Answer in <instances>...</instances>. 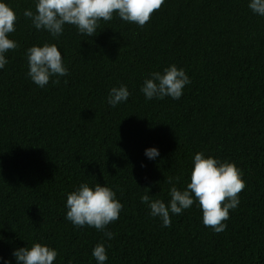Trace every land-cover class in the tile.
Returning <instances> with one entry per match:
<instances>
[{"label":"trees","instance_id":"trees-1","mask_svg":"<svg viewBox=\"0 0 264 264\" xmlns=\"http://www.w3.org/2000/svg\"><path fill=\"white\" fill-rule=\"evenodd\" d=\"M6 3L19 46L0 70V257L15 264L14 249L40 242L57 250L53 264H96L106 237L65 219L66 194L87 182L123 205L106 227L105 264H264V17L248 0H164L142 27L114 14L93 37L66 24L55 39L23 15L34 0ZM44 42L68 74L41 88L25 50ZM170 64L191 81L181 98L146 100L144 78ZM121 84L131 95L113 108L108 90ZM152 146L155 160L144 155ZM196 152L234 162L245 183L219 233L195 203L163 227L140 201L149 192L167 203Z\"/></svg>","mask_w":264,"mask_h":264},{"label":"clouds","instance_id":"clouds-1","mask_svg":"<svg viewBox=\"0 0 264 264\" xmlns=\"http://www.w3.org/2000/svg\"><path fill=\"white\" fill-rule=\"evenodd\" d=\"M163 3L164 0H34L35 11L25 9L23 15L31 20L36 30H44L54 39L62 35L66 24L74 26L79 34L93 37L101 19L111 21L115 14L123 21L142 27ZM247 6L254 14L264 17V0H248ZM16 20L15 11L6 0H0V70L8 64L6 53L19 46L9 36L15 31ZM25 56L26 75L41 88L50 79L53 84H59V77L68 74L56 43L34 44L25 50ZM190 82L182 67L170 64L162 71L150 72L144 78L140 92L149 101L165 97L178 100ZM130 95L126 85L113 86L108 90L107 104L115 108L126 102ZM144 155L149 160H155L160 155L159 149L155 146L145 148ZM241 177L240 169L234 162L196 152L192 156L186 186L179 189L169 181L170 199L167 203L159 198L153 199L149 192L142 194L140 201L147 206L150 216L159 218L163 227L170 226L171 216L181 214L195 203L201 210L203 225L219 233L227 226L224 221L229 217V210H235L240 203L238 194L245 187ZM122 207L116 192L106 184L81 182L66 194L65 219L75 227L87 225L95 228L106 237L92 248L91 256L96 264H105L108 260L105 245L114 234L106 227L119 218ZM11 255L15 264H53L58 253L53 247L33 242L30 247L14 249ZM0 261L11 264L4 257H0Z\"/></svg>","mask_w":264,"mask_h":264}]
</instances>
